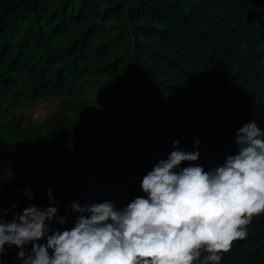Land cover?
Here are the masks:
<instances>
[{
    "label": "trees",
    "instance_id": "16d2710c",
    "mask_svg": "<svg viewBox=\"0 0 264 264\" xmlns=\"http://www.w3.org/2000/svg\"><path fill=\"white\" fill-rule=\"evenodd\" d=\"M88 84L104 102L84 100ZM55 100L38 124L16 113ZM246 112L264 126V0H0L4 220L48 206L50 189L67 221L74 202L123 208L176 141L190 152ZM14 193L28 205L9 206ZM263 240L222 264H264Z\"/></svg>",
    "mask_w": 264,
    "mask_h": 264
},
{
    "label": "clouds",
    "instance_id": "9594fccd",
    "mask_svg": "<svg viewBox=\"0 0 264 264\" xmlns=\"http://www.w3.org/2000/svg\"><path fill=\"white\" fill-rule=\"evenodd\" d=\"M258 115H238L243 121L228 135L198 140L190 152L176 141V150L143 177L144 195L123 208L74 202L79 215L74 221L69 211L67 221L50 189L48 206L36 203L5 220L0 212V264H222L235 247L245 252L254 234L264 232V126ZM16 198L10 195L8 205H28ZM58 221L67 229L55 228Z\"/></svg>",
    "mask_w": 264,
    "mask_h": 264
},
{
    "label": "rangeland",
    "instance_id": "374dc122",
    "mask_svg": "<svg viewBox=\"0 0 264 264\" xmlns=\"http://www.w3.org/2000/svg\"><path fill=\"white\" fill-rule=\"evenodd\" d=\"M107 92L101 90L100 88L88 84L86 86L84 100H99L101 102L105 101ZM61 106V100H55L51 102H39L33 106H24L22 109L16 110L18 114L26 115L28 125L38 124L43 120L56 115L59 112Z\"/></svg>",
    "mask_w": 264,
    "mask_h": 264
},
{
    "label": "bare ground",
    "instance_id": "6f19581e",
    "mask_svg": "<svg viewBox=\"0 0 264 264\" xmlns=\"http://www.w3.org/2000/svg\"><path fill=\"white\" fill-rule=\"evenodd\" d=\"M52 5V4H51ZM77 14V13H76ZM77 17V16H76ZM70 37V36H69ZM98 45V44H97ZM98 47V46H97ZM94 50V49H93ZM88 54V53H87ZM7 189V188H6ZM11 190V189H10ZM5 192H7V191H5Z\"/></svg>",
    "mask_w": 264,
    "mask_h": 264
}]
</instances>
